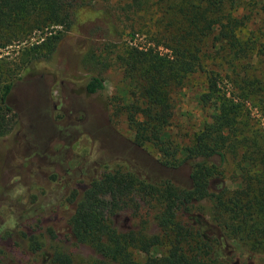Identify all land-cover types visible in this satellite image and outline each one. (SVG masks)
<instances>
[{"label":"trees","instance_id":"trees-1","mask_svg":"<svg viewBox=\"0 0 264 264\" xmlns=\"http://www.w3.org/2000/svg\"><path fill=\"white\" fill-rule=\"evenodd\" d=\"M149 1L130 0L126 8L134 7V14L147 10ZM90 5V0H0V29L12 27V39L25 24L38 29L43 22L69 30L74 15L91 11ZM152 5L160 18H168L155 36V45L167 53L124 50L119 61L136 94L120 111L135 135L163 158L164 167L187 166L186 185L168 179L148 182L126 166H104L95 178L75 181L50 214L19 227L27 261L42 249V264H221L210 255L199 229L181 219L192 211L228 238L264 239L259 225L264 218V0H154ZM252 20L260 22L257 32L246 31ZM62 38L58 31L47 38L42 57ZM85 54L96 70L98 57ZM194 76L203 77L198 98L213 112L193 142L178 147L168 131L170 94ZM81 81L86 94L103 90L99 75ZM10 86L0 88L5 112H10L5 104ZM13 123L0 115V136ZM226 175L236 185L229 191ZM67 206L70 212L64 217ZM124 211L143 218L138 227L119 231L114 226L113 216ZM56 219L63 222L60 230L53 224ZM79 245L92 254H76ZM2 247L3 255L11 250L10 245ZM0 263L6 264L5 259Z\"/></svg>","mask_w":264,"mask_h":264},{"label":"rangeland","instance_id":"rangeland-1","mask_svg":"<svg viewBox=\"0 0 264 264\" xmlns=\"http://www.w3.org/2000/svg\"><path fill=\"white\" fill-rule=\"evenodd\" d=\"M153 2L146 4L147 10L133 14L134 7L126 8L130 0H90L92 10L74 15L71 29L43 22L38 29H30L25 24L20 27L21 35L14 39L9 32L13 28L1 26L0 88L11 86L5 98L10 112L0 108V115L14 120L10 131L0 136V260L5 259L6 264H42V249L26 260L19 227L50 214L51 206L75 181L95 178L104 166H126L148 182L168 179L186 185L187 166L164 167L163 158L135 135L120 111L136 94L134 81L126 76L119 61L124 50L151 48L159 56L167 53L155 45V36L168 18H160ZM259 26V20H252L246 31L257 32ZM57 31L63 35L62 40L47 58L42 57L47 38ZM8 37L10 42L2 46ZM85 52L98 57L96 70L90 55L82 56ZM91 75L102 78L103 90L86 94L81 79ZM203 84V77L194 76L181 89L171 91L168 131L178 147L191 144L193 135L213 112L211 105L199 101ZM231 180L229 175L224 178L228 191L236 186ZM69 212L67 206L61 215L66 217ZM181 219L199 229L202 238L213 245L214 254L235 247L246 250L252 246L251 239L264 240L256 235L244 241L228 238L194 211ZM140 220L143 218L134 219L128 211L112 218L119 231L138 227ZM53 224L59 230L63 226L59 219ZM259 225L264 227L263 217ZM2 244L11 246L7 255H3ZM261 245L264 252V241ZM256 247L261 248L259 244ZM74 251L80 256L92 254L85 245Z\"/></svg>","mask_w":264,"mask_h":264},{"label":"flooded vegetation","instance_id":"flooded-vegetation-1","mask_svg":"<svg viewBox=\"0 0 264 264\" xmlns=\"http://www.w3.org/2000/svg\"><path fill=\"white\" fill-rule=\"evenodd\" d=\"M42 68L46 69L43 66ZM202 237H204V235H202ZM203 240L208 242L211 247L210 255L215 257L221 264H264L263 245H261L262 242H255L254 239H251L252 246L248 247L246 250L243 249L244 247H235V249H222V252L220 251L218 254H214L212 248L213 245L210 244L208 239L204 238ZM220 243L222 244L221 241H217V244ZM232 243V241L231 243L226 242L225 246H229ZM257 244L260 245V249L256 247Z\"/></svg>","mask_w":264,"mask_h":264}]
</instances>
